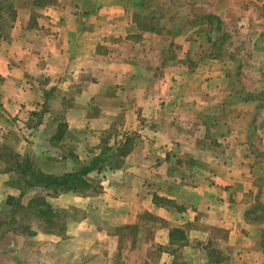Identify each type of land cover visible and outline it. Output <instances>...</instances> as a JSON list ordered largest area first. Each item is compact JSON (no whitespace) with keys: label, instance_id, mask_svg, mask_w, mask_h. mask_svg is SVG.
Returning <instances> with one entry per match:
<instances>
[{"label":"crops","instance_id":"crops-1","mask_svg":"<svg viewBox=\"0 0 264 264\" xmlns=\"http://www.w3.org/2000/svg\"><path fill=\"white\" fill-rule=\"evenodd\" d=\"M29 1L0 23V152L55 176L102 161L87 189L20 200L72 210L37 234L57 264H264V0H159L158 30L141 0Z\"/></svg>","mask_w":264,"mask_h":264},{"label":"trees","instance_id":"trees-1","mask_svg":"<svg viewBox=\"0 0 264 264\" xmlns=\"http://www.w3.org/2000/svg\"><path fill=\"white\" fill-rule=\"evenodd\" d=\"M15 0H0V23L13 21L16 16V9L13 5ZM44 1V0H43ZM37 2V3H36ZM42 0L34 1L36 5H40ZM159 0H141L139 6L143 14L134 15V21L138 27L144 30H158L161 18L158 15L162 14L159 8ZM156 6V8H155ZM204 19L212 20L217 24L220 23L219 18L212 15H205ZM0 159L5 163V169L15 171L20 175L22 189L17 198L8 196L6 203L10 205L15 202V208H30L36 217L44 224V229L47 232L63 233L65 231V223L63 220V211L54 210L44 200L43 196H34L24 207L20 200L25 193V189L30 187H40L44 190H52L53 192L73 190L82 191L90 187V183L86 175L100 167L102 161L94 159L89 165L82 166L77 171L67 172L60 176L44 173L31 167L27 160L21 159L19 155L8 149H3L0 152ZM117 165V163H115Z\"/></svg>","mask_w":264,"mask_h":264},{"label":"rangeland","instance_id":"rangeland-1","mask_svg":"<svg viewBox=\"0 0 264 264\" xmlns=\"http://www.w3.org/2000/svg\"><path fill=\"white\" fill-rule=\"evenodd\" d=\"M29 2V0H15L13 5L23 8ZM159 8L160 11H163L166 6L162 4L159 5ZM213 24L216 28L215 52L219 55L232 57L235 53V50H231L234 40H231L230 36L223 35L225 26H222L221 22L219 24L213 22ZM244 53L250 59L257 56L248 51ZM257 71L260 72V79H262L264 67L258 68ZM0 170H2L1 167ZM260 186L264 187L262 184ZM34 194V196H42L39 191ZM258 204L261 206V201ZM23 206L26 207V205ZM70 217H73V213L69 208L63 212V220ZM43 229L44 224L36 217L32 209L15 208L14 201L10 205H6L5 193H0V264H57L55 248L46 244V240L37 238L39 232H47Z\"/></svg>","mask_w":264,"mask_h":264}]
</instances>
